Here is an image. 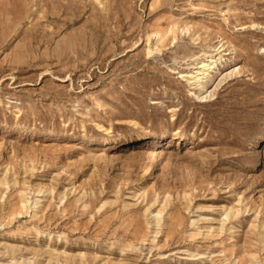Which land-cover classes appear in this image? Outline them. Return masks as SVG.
I'll use <instances>...</instances> for the list:
<instances>
[{"label": "rangeland", "instance_id": "rangeland-1", "mask_svg": "<svg viewBox=\"0 0 264 264\" xmlns=\"http://www.w3.org/2000/svg\"><path fill=\"white\" fill-rule=\"evenodd\" d=\"M0 264H264V0H0Z\"/></svg>", "mask_w": 264, "mask_h": 264}, {"label": "bare ground", "instance_id": "bare-ground-1", "mask_svg": "<svg viewBox=\"0 0 264 264\" xmlns=\"http://www.w3.org/2000/svg\"><path fill=\"white\" fill-rule=\"evenodd\" d=\"M215 65V55H207L205 56L204 59H199L195 67H193V71L190 73H186L183 75H180V77L186 78L187 80L190 81V85H199L202 80H204L206 77L209 76V73L211 70L214 69ZM189 83V82H188ZM162 154L161 149H156L152 150L150 152L148 151H143L139 155V157L144 158V157H150L154 158Z\"/></svg>", "mask_w": 264, "mask_h": 264}]
</instances>
